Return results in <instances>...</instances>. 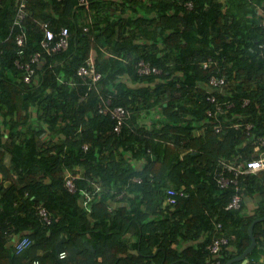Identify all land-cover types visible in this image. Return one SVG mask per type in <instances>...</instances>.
<instances>
[{
    "label": "trees",
    "instance_id": "16d2710c",
    "mask_svg": "<svg viewBox=\"0 0 264 264\" xmlns=\"http://www.w3.org/2000/svg\"><path fill=\"white\" fill-rule=\"evenodd\" d=\"M88 1L29 0L17 24V0H0V264H227L264 216V170L240 178L241 208H227L235 186L214 177L222 158L259 156L252 140L264 136V0ZM43 22L56 33L68 28L65 48L43 45ZM88 60L102 73L91 86L77 74ZM212 74L231 82L212 88ZM211 93L235 106L209 116ZM108 94L130 110L120 131L98 110ZM236 122H252L250 135ZM132 155L143 164H131ZM67 169L80 174L75 190ZM95 184L101 189L85 204ZM170 186L189 195L165 204ZM249 196L257 204L245 214ZM217 222L230 241L213 256ZM253 233L247 264L264 254V220ZM24 236L32 242L17 253ZM188 240L198 242L177 246Z\"/></svg>",
    "mask_w": 264,
    "mask_h": 264
},
{
    "label": "built area",
    "instance_id": "2783aa9c",
    "mask_svg": "<svg viewBox=\"0 0 264 264\" xmlns=\"http://www.w3.org/2000/svg\"><path fill=\"white\" fill-rule=\"evenodd\" d=\"M29 0H17V11H16V20L15 23L19 24L21 23L28 14L27 10V3ZM81 5H84L86 7H89V1L88 0H79ZM189 6L191 7V3H189ZM263 27H264V20L262 21ZM42 25L46 28L45 31V38L43 40V45L47 46L49 51L52 50H58L60 48H65L68 45V28L66 26H62L59 30V32H55L48 28V23L43 22ZM88 29V26H85V30ZM59 34V40L55 43L53 46H49V41L54 38ZM17 43L22 44L25 40L24 34H18L17 35ZM260 47L262 48V54L264 56V43L260 44ZM39 57V54H35L33 56V61L37 60ZM213 61L211 58H209V61L204 62V66H208L209 62ZM141 69L140 71H149V67H144V62L142 61L141 63ZM22 66V65H21ZM26 68L28 70L27 74L25 75V80L30 81L32 75L34 74V69L31 68L30 64L26 65ZM158 71V69H155ZM231 73H234L232 71ZM78 76H80L83 81L86 84H89L91 86L92 83H95L100 80L102 77V73L97 70L95 64L93 62H90V60L87 61L86 64L81 65L78 68L77 71ZM231 81L227 80V76H217L215 74H212L210 79H209V86L212 88H217L222 90V87L225 85H228ZM233 82V79H232ZM233 84V83H231ZM209 91V90H208ZM85 97V96H84ZM208 99L213 102L217 103L215 108V111H212L210 109L207 110V113L209 116H214L218 113H226L230 110V108L235 106L234 101H223L220 102L217 100V97L215 94L211 93L208 96ZM250 102L249 98L244 99L243 105H246ZM99 112L103 114H108L110 113L112 118L115 120V131H120L122 123L127 120L130 116V110L126 109L125 107L121 105H114L112 106V96L111 94H108L107 96H104L102 100L98 104ZM237 116V115H236ZM233 126L236 129H242L245 131L247 134L250 135L251 128L254 126L252 122H246L240 123L236 122L233 123ZM216 131L219 132L221 131V126L217 125L215 126ZM254 144V152L258 153V157H253L252 159L244 160V161H237L236 158H222L219 161V164L216 166V170L214 171V177L218 183L219 186L221 187H228L231 184L235 186L236 193L232 195L231 201L228 204L227 208H241L242 204V194H240L241 190V184H240V178L242 176H246L248 174H256L259 171L264 170V149H262V146H264V136H258L256 139L252 140ZM84 149L88 148V144L85 143L83 145ZM80 174H73V172L70 169H67L65 173V179H66V186L69 187L71 190L76 189V183H75V178L79 177ZM135 181L141 182V178L139 176L134 177ZM96 189L90 192L89 190L85 192L86 198H85V204L96 195V192L101 189V186L99 184H95ZM122 194V193H121ZM120 194V195H121ZM189 192L186 190L185 187H180L179 189L175 187H167L166 188V193H165V204H169L171 206L175 205L178 201V197L180 196H188ZM39 215L42 219L43 222L50 223L51 222V216L48 213L47 209L44 206H39ZM0 234H1V226H0ZM232 237H236L235 234L232 235ZM230 241V237L226 235L222 231V223L217 222L216 223V229L213 235V238L211 242L207 245V248L210 250V253L213 256H216L221 248L224 245H227ZM31 239L28 236H24L20 239H18L15 242V250L17 253L22 252L23 250L27 249L30 244H31ZM65 252H61V257L65 256ZM214 264H221L219 260H216Z\"/></svg>",
    "mask_w": 264,
    "mask_h": 264
},
{
    "label": "crops",
    "instance_id": "0c3cea01",
    "mask_svg": "<svg viewBox=\"0 0 264 264\" xmlns=\"http://www.w3.org/2000/svg\"><path fill=\"white\" fill-rule=\"evenodd\" d=\"M261 8V6H260ZM262 9V8H261ZM145 114V113H144ZM146 116L147 118H143L142 121H144L145 119V122H150L152 121L150 116L148 115H144ZM128 160L131 164L135 165V166H141L143 164V157L142 156H134L132 155V158H130V156H128ZM246 208H245V214H252L254 213V208L256 207V198H254L253 196H249L247 198V202H246ZM127 239L128 241L132 244L133 241L136 240V236L133 235L131 232H129L127 234ZM203 238H200V240H202ZM198 240H194V241H191V240H188V241H181L179 245L177 246H180L181 248H184V247H187L189 246L190 244H194V243H197ZM258 259H257V262L256 264H264V254L258 250Z\"/></svg>",
    "mask_w": 264,
    "mask_h": 264
},
{
    "label": "water",
    "instance_id": "95a60500",
    "mask_svg": "<svg viewBox=\"0 0 264 264\" xmlns=\"http://www.w3.org/2000/svg\"><path fill=\"white\" fill-rule=\"evenodd\" d=\"M27 96V94H25ZM264 220V216L262 217H259L257 219H255L249 226V232H250V235L252 237V241L250 243V245L240 254L238 255L237 257L233 258L232 260H229L227 262V264H231L234 260H242V264H247V262L249 261V258L248 256L250 255V253L254 250V248L258 245L257 243V240H256V237L253 233V228H254V225L259 222V221H263Z\"/></svg>",
    "mask_w": 264,
    "mask_h": 264
}]
</instances>
